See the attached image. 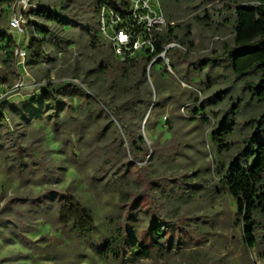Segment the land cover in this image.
<instances>
[{
  "label": "rangeland",
  "instance_id": "1",
  "mask_svg": "<svg viewBox=\"0 0 264 264\" xmlns=\"http://www.w3.org/2000/svg\"><path fill=\"white\" fill-rule=\"evenodd\" d=\"M200 2L195 5L194 16L203 17L207 11L214 24L194 26L198 50L189 54L192 64L202 59L224 58L233 40L229 22L223 26L224 18H229L227 0H209L203 5ZM16 3L14 0L12 11H17ZM31 3L32 10L25 14L22 40L28 44L37 37L38 27L46 28L61 37L62 49L58 48L57 39L42 36L46 40V55L53 59V63L42 64L33 63L29 56L25 62L15 60L5 64L0 51V77L8 81L0 85V106L8 118L0 127V260L4 264H264V231L253 233L257 243L248 245L236 201L222 184L231 166L243 165L250 154L248 141L264 108L255 99L250 100L244 82L232 83V75L224 67L206 69L202 75L193 76L197 86L191 87L183 81L180 70L168 67L169 74L163 73L167 64L148 68L151 73L148 85L154 94L153 102L160 97L172 99L152 120L148 121L146 114L138 134L149 147L157 142L160 148L149 157L148 176L170 186H156L153 192L158 197L159 211L166 216L176 236L171 244L164 245V251L156 252L150 259L122 263L104 257L101 249L105 242L121 232L127 194L142 189L135 175H121L117 168L105 169L107 156L103 151L114 140L115 126L106 118L98 119L96 109L86 108L78 98L73 102L72 117H66L67 133L62 140L46 120L33 119L28 113L25 119L21 115L30 99L48 91L42 88L47 84L80 82L93 70L98 48L108 45L100 38L94 45L84 27V19L94 16L95 0H31ZM42 9L62 15L65 21L47 19L38 13ZM12 11L0 16V30L16 41L9 26ZM68 18L75 23L69 24ZM190 20L192 16L171 22V27L175 29L177 24ZM215 41L219 44H214ZM172 56L177 57L178 52L172 51ZM209 74L216 79L212 89L207 88ZM91 77L95 89L104 82L101 76ZM17 84H23V88L12 91ZM200 88L203 90L198 93L200 101H209L210 123H203L192 114L195 105L188 97L191 91ZM128 97L129 89L122 80L113 100L121 103ZM141 117L136 114L134 121L138 123ZM231 123L234 133L228 137L227 147H222L214 133L223 124L227 127ZM67 138L73 141L72 146L64 145ZM17 145L25 151L21 162ZM73 151L79 157L78 164L69 157ZM41 155L43 162L57 168L44 170L33 159ZM129 158L121 146L113 165ZM65 192L81 200L91 212L96 232L84 236L63 229L58 221L61 206L58 194ZM41 198L46 201H39ZM150 222L149 213H143L133 231L147 229Z\"/></svg>",
  "mask_w": 264,
  "mask_h": 264
},
{
  "label": "trees",
  "instance_id": "2",
  "mask_svg": "<svg viewBox=\"0 0 264 264\" xmlns=\"http://www.w3.org/2000/svg\"><path fill=\"white\" fill-rule=\"evenodd\" d=\"M194 1L196 3H194ZM198 0H160L162 10L168 21L175 23L183 19L192 20L176 25V28H170L167 32L158 35V52H162V47L176 42L188 51L183 54L180 49H172L168 52L170 66L174 71L182 72V79L189 86H197L196 77L202 75L203 71H211L224 67L230 71L233 84L242 81L245 84L244 89L249 90L250 100L255 99L261 107L264 108V0H227L229 4L228 16L224 18L223 26L228 25L232 28L233 40L230 47L226 48L224 58L215 57L202 59L191 63V53L197 52L198 46L194 41V26L213 25L212 17L205 11V15L194 16L195 5ZM201 4L209 0H200ZM205 1V2H204ZM14 0H0V16L9 15L13 8ZM103 3H110L117 9L127 5L126 0H95L93 15L84 19L86 28L93 44H96L98 38L102 39L98 32V8ZM14 9V8H13ZM13 12V11H12ZM38 13L51 21L63 23V16L55 12H49L45 9L38 10ZM75 21V20H74ZM70 18L69 24L75 23ZM219 26V24H218ZM37 37H33L28 43L29 57L33 63L42 64L44 62L53 63V59L48 57L45 52V41L47 39H57L59 49H62L59 40L61 37L50 29L38 27ZM45 38V39H46ZM106 43V42H105ZM107 44V43H106ZM218 45L219 42L215 41ZM108 45V44H107ZM17 44L13 36L5 30H0V51L4 57L3 62L10 64L15 62L14 50ZM97 48V46H95ZM176 50L178 56H172V51ZM98 56L90 73L86 74L78 84L72 80L64 83H49L42 87L48 89L40 96H35L25 104V112L21 115L24 119L29 114L31 118H41L46 120L53 128L56 136L62 140L66 132V117H72L74 109L73 102L75 98L80 99L86 108L96 109V117H101L112 121L115 126L114 140L110 148L105 152L107 170L117 168L121 175L133 174L142 184V189L135 193H128L123 202L125 215L123 214V225L121 232L115 239L107 240L102 247V253L106 259L113 258L116 261L125 263L131 260L150 259L156 252L164 251L165 246L171 244L176 236L174 228L170 227L166 216L159 211L158 197L153 192L154 187H170L158 180L151 179L148 176L149 157L152 153H158V143L155 142L149 147L145 138L138 134V128L144 121V117L149 115L148 121L157 117L160 110L164 108L172 98L160 97L153 102V92L149 91L148 77L151 75L148 71L152 59L147 55H139L128 62H119L108 45L98 48ZM226 63V66H223ZM164 65V61L158 59L151 66ZM184 65L186 68H181ZM181 68V69H180ZM186 69V70H185ZM163 73L169 74L167 66H163ZM101 76L104 79L98 89L94 88V81L91 76ZM126 81L129 89V97L121 103H115L113 93L118 84ZM8 83L5 77H0V85ZM216 79L209 74L207 88H214ZM203 84V83H202ZM205 84V83H204ZM86 85L87 88L84 86ZM86 88V90L84 89ZM50 91H53L51 93ZM191 91L189 100L194 103L192 110L194 118L200 119L203 123H210L208 117V102H201L198 93L199 90ZM240 105V98L236 107ZM251 105V104H250ZM15 107L11 109L14 110ZM235 107L232 108L234 110ZM28 113V114H27ZM139 114L140 121L136 123L134 117ZM234 114V113H233ZM254 134L248 141L246 156L243 165H232L229 174L222 179V184L226 191L236 201L239 218L246 227L245 240L249 246L255 243L254 234L258 230L264 231V110L258 115L255 122ZM6 124L4 117L0 118V127ZM230 126L219 127L214 133L215 139L221 142L222 147H227L228 137L234 133V128ZM221 137V138H218ZM64 145L72 146L71 139L63 140ZM124 146V150L130 158L122 161L120 165L114 166L117 161L118 152ZM17 157L21 162L24 158V150L17 145ZM44 154V152H42ZM74 164H78L79 157L73 151L69 155ZM44 170L57 168L56 165H48L43 162L42 155L33 157ZM145 163V164H144ZM170 191V189L168 188ZM51 193V192H50ZM58 197L61 206L58 211V221L64 230H73L74 232L90 236L97 231V225L91 212L84 206L81 200L77 199L69 192L59 193ZM41 198L39 201H42ZM32 202L30 200H27ZM46 201V200H43ZM149 213L151 222L147 229L133 231L139 222L140 215ZM181 230V227H177ZM264 234V232H263ZM0 264H4L0 260Z\"/></svg>",
  "mask_w": 264,
  "mask_h": 264
},
{
  "label": "built area",
  "instance_id": "3",
  "mask_svg": "<svg viewBox=\"0 0 264 264\" xmlns=\"http://www.w3.org/2000/svg\"><path fill=\"white\" fill-rule=\"evenodd\" d=\"M127 5L117 9L110 3H103L98 8V32L100 37L111 47L119 62H128L139 55H147L152 64L158 59L170 66L168 52L180 49L188 53L182 45L173 42L162 47L158 52V35L167 32L172 24L162 10L160 0H126ZM17 11H13L9 21L11 31L16 37L14 58L17 62H25L29 56L28 44L22 40L25 37V14L33 8L31 0H17ZM22 40V41H21ZM148 69V71H150ZM76 83H79L75 80ZM23 84H17L12 91L18 92ZM4 115V116H3ZM8 118L0 106V118Z\"/></svg>",
  "mask_w": 264,
  "mask_h": 264
}]
</instances>
